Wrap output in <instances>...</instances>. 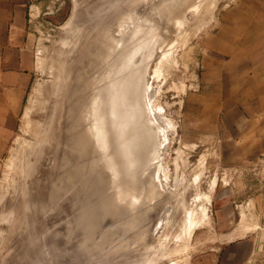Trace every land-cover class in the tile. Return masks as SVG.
Masks as SVG:
<instances>
[{
  "label": "rangeland",
  "instance_id": "374dc122",
  "mask_svg": "<svg viewBox=\"0 0 264 264\" xmlns=\"http://www.w3.org/2000/svg\"><path fill=\"white\" fill-rule=\"evenodd\" d=\"M46 1L30 18L36 75L0 166V264H207L245 237L263 253L249 264H264V164L241 177L225 162L222 100L204 76L234 0ZM132 71L158 144L144 168L146 152L119 145L115 116L98 120L106 89ZM187 208L209 218L191 236Z\"/></svg>",
  "mask_w": 264,
  "mask_h": 264
},
{
  "label": "crops",
  "instance_id": "0c3cea01",
  "mask_svg": "<svg viewBox=\"0 0 264 264\" xmlns=\"http://www.w3.org/2000/svg\"><path fill=\"white\" fill-rule=\"evenodd\" d=\"M45 2L0 0V166L35 79L28 26ZM210 51L204 76L222 100L217 114L225 162L246 177L251 166L264 164V0H234L219 16ZM226 249L207 264H249L263 255L256 251L258 241L249 237L232 240Z\"/></svg>",
  "mask_w": 264,
  "mask_h": 264
},
{
  "label": "bare ground",
  "instance_id": "6f19581e",
  "mask_svg": "<svg viewBox=\"0 0 264 264\" xmlns=\"http://www.w3.org/2000/svg\"><path fill=\"white\" fill-rule=\"evenodd\" d=\"M213 1V0H212ZM212 3V2H211ZM210 3V4H211ZM207 6V5H206ZM195 12V11H194ZM193 12V13H194ZM192 13V12H191ZM197 13V11H196ZM138 16V15H137ZM205 16V15H203ZM215 16V15H214ZM188 17V16H187ZM189 20V19H188ZM204 20V19H202ZM73 21V20H72ZM136 29L134 30V34H138L141 32V26L140 25H136ZM201 26V25H200ZM155 27V26H154ZM159 27V26H158ZM198 29V28H197ZM200 29V28H199ZM195 31V30H194ZM160 36V35H159ZM160 38V37H159ZM150 40V41H149ZM151 39L145 40V39H140V41L133 47V49L131 50V52L128 54V56L123 59V61L121 62V64L118 67V72L121 71H125L128 70L130 67L135 66L136 62H132L133 58L136 56V54H140L141 55V60L143 59V56L146 53V49L149 47V43L151 42ZM152 48V47H151ZM163 48V47H162ZM150 49V47H149ZM156 53V52H155ZM154 53V54H155ZM152 60V59H151ZM172 62V61H171ZM132 64V65H131ZM169 65V64H168ZM170 66V65H169ZM170 68V67H169ZM172 68V66H171ZM167 72V71H166ZM163 73V72H162ZM164 74V73H163ZM143 73L141 71H132L129 72L128 74L124 75V77H122L120 79V81L118 83H116V85H114L112 87V89L110 90V87L106 89L105 91V100H104V107L101 110V115H99L98 120L101 122L103 121L105 126L107 125V118L108 115L110 116V112L115 116L113 121L114 126H116V135L118 137V140H120L119 145L122 147V149H125L126 151H128L127 149L130 148H137V146L139 145V149H141V151L146 152V156L143 157L142 162H141V166L144 168L147 163L154 157H157V152H158V144H157V140L154 137V132H153V125L150 124V122H144L143 120V115H144V109L142 108V106L140 105L141 101L140 99V95H141V87H142V83H143V78H142ZM160 77V76H158ZM166 77V76H165ZM120 78V77H119ZM154 82V81H153ZM108 83V82H107ZM147 84V83H146ZM151 86V85H150ZM186 86V85H185ZM148 88V86H147ZM92 89V87H91ZM184 89V88H183ZM143 90V89H142ZM148 91V90H147ZM184 91V90H183ZM152 92V91H151ZM182 92V91H181ZM150 93V92H149ZM145 95V94H144ZM148 95V94H147ZM150 95V94H149ZM147 97V96H146ZM149 97V96H148ZM89 101L86 104L85 107V112H86V120L89 119V115H88V106H89V102L91 100V95L89 97ZM110 98L113 100L112 101V105L110 108ZM78 99V98H77ZM147 101V100H146ZM77 104V103H76ZM76 107V105H75ZM147 108V107H146ZM149 108V107H148ZM148 110V109H147ZM159 112V111H158ZM158 114L156 113V116ZM162 117V116H161ZM143 119V120H142ZM154 119V118H153ZM156 119V118H155ZM159 119V118H158ZM97 121V119H96ZM95 123L97 125L100 124L99 122ZM151 121V120H150ZM157 121V120H156ZM159 121V120H158ZM153 122V121H152ZM94 123V124H95ZM160 125V124H159ZM172 125V124H170ZM174 127V125H173ZM161 128V127H160ZM176 128V127H175ZM162 129V128H161ZM165 129V128H164ZM38 131V130H37ZM36 131V132H37ZM129 131V135L128 134ZM163 131V130H162ZM153 132V133H152ZM164 134V132H162ZM167 135V134H166ZM37 137V136H36ZM41 138V137H40ZM41 141V139H40ZM39 141V142H40ZM164 143V141H163ZM33 144V143H32ZM133 146V147H131ZM33 147V146H31ZM29 148V147H28ZM160 151V150H159ZM129 153V151H128ZM204 156V155H203ZM206 158V157H205ZM75 161V160H74ZM203 162V161H202ZM201 162V163H202ZM178 164V163H176ZM200 164V163H199ZM180 169V168H179ZM157 170V169H156ZM167 172V171H166ZM177 173V172H176ZM165 175V174H164ZM176 176V175H175ZM178 176V175H177ZM184 176V175H183ZM63 177V175H62ZM152 177V176H151ZM181 177V176H180ZM176 178V177H175ZM152 179V178H151ZM150 179V180H151ZM180 179V178H179ZM184 180V179H182ZM152 182V181H151ZM197 182V181H196ZM76 183V182H75ZM155 183V182H154ZM187 183V182H185ZM176 184V183H175ZM193 184V183H192ZM153 185V184H150ZM149 186V184H148ZM189 186V185H188ZM197 186V185H196ZM154 187V186H153ZM152 187V188H153ZM156 187V186H155ZM154 187V189H155ZM179 187V186H178ZM177 187V188H178ZM184 187V186H183ZM195 187V186H193ZM153 189V190H154ZM157 189V188H156ZM181 189V188H180ZM145 189H142L143 192H146V199H150V195H149V191H144ZM152 190V191H153ZM141 191V192H142ZM181 191V190H180ZM188 191V190H186ZM185 191V192H186ZM156 192V191H155ZM154 192V193H155ZM153 193V192H151ZM153 193V194H154ZM196 193V192H195ZM152 194V195H153ZM157 194V193H156ZM155 194V195H156ZM177 195V194H176ZM180 195V194H179ZM158 196V194H157ZM153 197H155L153 195ZM178 197V196H177ZM152 199V198H151ZM157 199V198H156ZM180 199V198H179ZM196 199V198H195ZM210 198H208L209 200ZM212 201V200H211ZM188 202V201H187ZM195 203V201H194ZM210 203V202H209ZM180 205V203H179ZM186 205V203H185ZM197 205V203H196ZM189 206V205H188ZM181 207V205H180ZM186 207V206H185ZM176 208V207H175ZM206 209V207H205ZM196 210V208H195ZM195 210L193 209H186V217H185V224L184 223L182 225L187 226L190 229V235H192L193 231L195 230V228L197 227V225L201 222H204V220L208 217L207 215H205V217L200 220V222H198L195 217L193 216L195 214ZM178 211V209H177ZM245 214V213H243ZM9 216V215H8ZM207 216V217H206ZM247 216V215H246ZM244 218V217H243ZM242 218V220H243ZM209 218H207L208 220ZM248 219V218H247ZM178 220V219H177ZM249 220V219H248ZM208 222V221H206ZM165 225V224H164ZM171 227V226H170ZM182 227V226H181ZM185 229V227H183ZM251 230V229H250ZM184 232V231H183ZM249 232V231H248ZM185 233V232H184ZM171 234V233H170ZM186 235V234H184ZM238 234L236 233L235 236H237ZM243 235V234H242ZM162 236V235H161ZM168 236V235H166ZM170 236V235H169ZM234 236V237H235ZM241 237V236H238ZM171 238V237H170ZM182 239H185L184 236L182 237ZM227 239V238H225ZM167 240V239H166ZM170 240V239H169ZM168 240V241H169ZM166 242V241H165ZM168 243V242H167ZM164 244V242H163ZM186 244V243H185ZM165 246V244H164ZM182 249V248H181ZM157 255V254H156Z\"/></svg>",
  "mask_w": 264,
  "mask_h": 264
},
{
  "label": "water",
  "instance_id": "95a60500",
  "mask_svg": "<svg viewBox=\"0 0 264 264\" xmlns=\"http://www.w3.org/2000/svg\"><path fill=\"white\" fill-rule=\"evenodd\" d=\"M131 147H133V146H131ZM138 147H139V145L137 146V148L134 147V148H130V149H127V150L129 151L130 154H132V153L134 154L137 151L141 152V149H139ZM128 151H126V153H128Z\"/></svg>",
  "mask_w": 264,
  "mask_h": 264
}]
</instances>
